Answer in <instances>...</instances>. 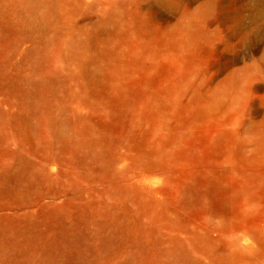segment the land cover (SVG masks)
<instances>
[{"label": "rangeland", "instance_id": "rangeland-1", "mask_svg": "<svg viewBox=\"0 0 264 264\" xmlns=\"http://www.w3.org/2000/svg\"><path fill=\"white\" fill-rule=\"evenodd\" d=\"M35 1L0 0V264H264V0Z\"/></svg>", "mask_w": 264, "mask_h": 264}, {"label": "bare ground", "instance_id": "bare-ground-1", "mask_svg": "<svg viewBox=\"0 0 264 264\" xmlns=\"http://www.w3.org/2000/svg\"><path fill=\"white\" fill-rule=\"evenodd\" d=\"M165 1L166 3L165 4H168L169 6L171 5L167 0H163ZM26 7H27V4H28V7H29V10H28V7L26 8L27 11H28V14H27V11H26V14L25 15H15L14 17L15 18H18L19 21L21 22L22 26L30 29V30H35V29H43V28H46L47 27V24L49 23L50 21V17L49 16H40L39 14H37L36 12H34L35 10V7H34V4L36 3L35 0H26ZM23 3V4H25ZM49 5V4H48ZM38 6V5H37ZM51 6V4L49 5V7ZM211 5H208L206 8H205V11H202L200 12L199 14H206L207 11H209L211 9ZM21 8V6H20ZM57 8V7H56ZM56 8L54 7H50L51 9V16L53 17H58L60 15V11L57 10ZM37 10V9H36ZM24 11V10H23ZM11 18V16H10ZM203 38V32L202 31H197L195 34H194V37H193V40H191L194 44L198 43V41H200L201 39ZM189 45V43H188ZM221 98V95L217 96L215 98V102H218ZM255 244L257 245V251L259 250V246H260V240H259V237L257 236L255 238Z\"/></svg>", "mask_w": 264, "mask_h": 264}]
</instances>
